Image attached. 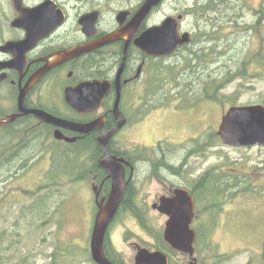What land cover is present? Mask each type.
<instances>
[{
  "label": "rangeland",
  "instance_id": "obj_1",
  "mask_svg": "<svg viewBox=\"0 0 264 264\" xmlns=\"http://www.w3.org/2000/svg\"><path fill=\"white\" fill-rule=\"evenodd\" d=\"M217 1L215 6L214 0H163L151 12V26L183 13L182 33L190 32L193 42L170 57L150 58L149 105L135 103L141 121L117 136L121 152L135 148V155L150 160L141 165L140 193L109 228L112 251L130 257V245L140 242L177 255L164 240L169 216L153 203L166 180L192 187L210 170L217 175L214 182L206 185L207 193L198 190L195 199L192 228L199 254L209 264L226 256H240L231 264L249 259L264 264V145H228L218 134L231 106L264 105V0ZM215 89L217 100L210 98ZM160 141L170 157L167 166L158 160L161 154L146 147ZM52 145L39 147V155L52 163V177L28 170L1 187L8 192L0 193V264H96L89 221L96 215L92 179L97 160L87 146ZM36 180L39 187L32 192Z\"/></svg>",
  "mask_w": 264,
  "mask_h": 264
},
{
  "label": "flooded vegetation",
  "instance_id": "obj_2",
  "mask_svg": "<svg viewBox=\"0 0 264 264\" xmlns=\"http://www.w3.org/2000/svg\"><path fill=\"white\" fill-rule=\"evenodd\" d=\"M18 1L19 6L15 0H0V120H10L12 115L22 114L8 124L0 125V150L2 153L0 158V193L5 195L8 191L1 187L6 186L8 181L19 179L20 174L28 170L36 177H39V174H41V178L52 177V163L44 155H39V147L42 148L40 150H44L45 147L53 146L52 144H59L68 147L76 145L86 148L87 146L92 150V155L97 160L94 168L96 174L92 179L93 187H99L100 198L108 197L112 181L108 177L109 172L99 166L104 152L99 138L116 129L119 122L126 119L125 124L111 137L108 146L111 154L130 161L131 164L126 167L129 182L124 201L127 200L128 195L131 198H136V195L141 191V185L145 183V173L141 169V165L150 159H141L135 155V148L131 153L121 152L117 136L127 128L129 130L136 127L141 121L142 115L135 116V103H142L141 105L144 107L149 105L150 79L147 66L151 56L139 48L135 40L151 26V13L129 43L127 41L129 37L126 36L80 56L57 61L51 67L50 64L54 61L52 56L56 53L94 42L127 25L146 0H94L91 4L89 3L91 0ZM80 6L82 8H79ZM107 6H111L112 10L106 9ZM92 14H96V20L93 32L88 35L81 19ZM182 14L178 13L173 16L177 17ZM168 16H165L161 23ZM181 25L180 31L182 32ZM30 34L33 39L26 40ZM89 80L108 82L110 88L99 108L81 112L68 104L66 95L68 89L75 88ZM118 80H120L121 88L120 110L122 114L116 117L113 110L118 98ZM23 92H25L24 101L20 103ZM22 107L25 110H42L55 117L79 123H90L101 118L99 124L102 123V127L98 126L89 133L78 132L40 120L33 112L23 113ZM136 112H139V109ZM56 130H60L65 137H73L75 140L70 142L65 138H56ZM164 145L160 141L153 146L146 147L147 150L152 147L150 151L161 154L158 160L167 166V158L170 157H166ZM140 160H143L141 164ZM101 169L105 171L103 175ZM67 177L68 174L64 173L63 179ZM212 177L211 171L208 170L200 179L194 180L192 187L184 183L166 180L158 202L163 196H173L174 191L178 188L188 190L195 201L198 190L199 193L201 190L207 193L206 185L214 182ZM202 178L204 179L202 180ZM34 185L35 187L31 190L37 192L38 180L34 181ZM210 189L208 190L210 191ZM255 199V206L258 209V191H256ZM94 203L97 212L96 196ZM155 203H153V208L162 213L154 207ZM196 216L195 213L194 219ZM94 218L93 221L92 219L89 221V224L93 222L92 226H94ZM255 219L258 221V214ZM207 227L211 228L209 225ZM256 231L258 234V226ZM106 239V254L110 253V258L107 255L108 258L116 264H136V256L141 248L162 251L167 257L166 264H209L205 260V256L200 255L197 250V233L194 255L175 249L164 237L167 247L177 255L165 248L146 247L138 241L139 243L130 245L134 250V255L129 257L119 251H112L108 247L109 230ZM239 248L237 247V250ZM238 257L240 256H226L223 260L216 261L212 258L211 262L231 264ZM248 261L241 260L239 262L240 264H253L252 259ZM256 264H258V259Z\"/></svg>",
  "mask_w": 264,
  "mask_h": 264
},
{
  "label": "water",
  "instance_id": "obj_3",
  "mask_svg": "<svg viewBox=\"0 0 264 264\" xmlns=\"http://www.w3.org/2000/svg\"><path fill=\"white\" fill-rule=\"evenodd\" d=\"M15 1L17 6H19V1ZM162 1L163 0H146L127 25L94 42L56 53L52 56L54 61L50 64V67L56 64L57 61L80 56L126 36L129 37L127 39L129 43L153 9L160 5ZM44 8H46V6H44ZM182 19V15L177 17L169 15L162 23L152 25L146 29L135 40L136 45L153 57L171 56L180 47L192 41L190 32L182 33L180 31ZM95 20L96 14L86 15L81 19L84 30L88 35H91L94 30ZM29 39H33L32 34H30L26 40ZM119 84L120 80H118V98L113 110L116 117L122 114L120 110L121 88ZM109 88L110 83L105 81H85L75 88L68 89L66 99L68 104L78 111H93L101 106ZM24 95L25 92L22 93L20 103L24 101ZM21 109L23 113L33 112L40 120L67 127L78 132L89 133L98 126L102 127V123L99 124L101 118L90 123H79L55 117L42 110H25L23 107ZM20 115L22 114H14L10 120H0V125H6ZM125 122L126 119H123L119 122L116 129L103 134L99 138L104 151L99 161V166L109 172L108 177L111 179L112 184L109 196L101 198L99 187L94 186L98 210L95 215L91 236V254L97 264H116L111 261L106 254L105 241L109 227L125 199V193L129 182L127 180L126 167L131 163L124 157L111 154L108 144L114 133L120 129ZM218 134L223 142L228 145H264V105L231 106L223 115ZM55 136L57 138H65L70 142L75 140L73 137H65L60 130H56ZM154 207L169 216L164 232L165 240L175 249L183 253L194 255L196 231L191 227L195 217L194 197L189 194L188 190L178 188L174 191L173 196L161 197L160 202L155 203ZM166 263L167 257L162 251H150L146 248H141L136 256V264Z\"/></svg>",
  "mask_w": 264,
  "mask_h": 264
},
{
  "label": "trees",
  "instance_id": "obj_4",
  "mask_svg": "<svg viewBox=\"0 0 264 264\" xmlns=\"http://www.w3.org/2000/svg\"><path fill=\"white\" fill-rule=\"evenodd\" d=\"M214 2H216V5L215 6H217V4H219V2L217 1V0H214ZM221 3H224V2H221ZM211 9H214V5L212 6V8ZM207 34H205V36H206ZM193 42V41H192ZM151 59H153V57L151 56L150 57ZM215 85H216V83H215ZM216 89H217V85H216ZM215 89V91H214V96H212V97H210V98H213L214 97V99H218V93H217V90ZM101 174L103 175V172H105L104 170H102L101 169ZM100 173V172H99ZM211 176H217L216 174H214L213 172H211ZM204 178H202V180H203ZM201 184L203 183L202 181L200 182ZM25 192H26V190H25ZM194 194H196L195 193V191H194ZM132 201V198L128 195V198H127V200H125L124 202H123V204H122V207H127V206H129L130 205V202ZM121 207V208H122ZM39 210V209H38ZM107 240V239H106ZM106 245V244H105ZM107 255L109 256V258H110V253H107ZM112 258V257H111Z\"/></svg>",
  "mask_w": 264,
  "mask_h": 264
}]
</instances>
